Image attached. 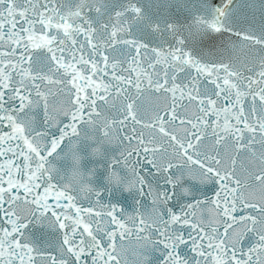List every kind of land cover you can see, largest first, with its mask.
<instances>
[{
    "label": "snow or ice",
    "instance_id": "1",
    "mask_svg": "<svg viewBox=\"0 0 264 264\" xmlns=\"http://www.w3.org/2000/svg\"><path fill=\"white\" fill-rule=\"evenodd\" d=\"M0 264H264V0H0Z\"/></svg>",
    "mask_w": 264,
    "mask_h": 264
}]
</instances>
